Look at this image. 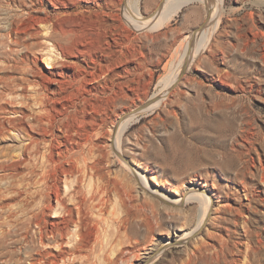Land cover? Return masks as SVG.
Here are the masks:
<instances>
[{"label":"rangeland","instance_id":"rangeland-1","mask_svg":"<svg viewBox=\"0 0 264 264\" xmlns=\"http://www.w3.org/2000/svg\"><path fill=\"white\" fill-rule=\"evenodd\" d=\"M125 1L99 2L104 13L93 1L80 0L77 9L91 20L104 19V25L99 22L104 56H98V66L90 65V70L95 67L96 84L104 93L97 97L100 113L92 130L96 144L89 153L85 149L88 161L98 163L92 182L111 179L104 219L108 221L107 234L114 235L105 237L109 241L104 253L108 256L120 251L128 261L118 264H204V257L207 264L210 260L209 264H264V64L258 44L248 42L251 27H264V0H216L220 22L211 40L196 58L187 61L188 68L168 85L161 101L134 117L124 132L120 146L124 159L148 179L160 199H150L133 181H123L121 170L125 168L113 155L114 125L120 116L148 106L150 96L160 90L161 79L171 70L173 58L181 59L183 41L205 25L210 8L203 1L192 0L165 25L148 30L128 23L123 15ZM161 3L163 0H138L141 18L152 15ZM17 12V5L0 0L2 67L21 53H5L9 47L2 36ZM202 32L203 28L195 36ZM37 40L41 44L38 49L48 45L41 38ZM44 53L38 50V64L47 69ZM24 62L21 66L27 60ZM249 80L262 87L259 94L248 91ZM237 83L242 87H236ZM249 128L253 136L247 144L242 141L243 129ZM13 135L0 134V264H30L31 257L43 247L22 197L9 200L27 183L23 164L7 169L3 159L14 156L21 145L20 138ZM86 181L89 189V179ZM188 186L204 187L213 198L199 228L198 203L171 209L161 201L164 196L184 195ZM32 187L35 190L36 185ZM256 188L258 192L252 195ZM125 216L130 229L117 233L115 221ZM191 229L195 232L182 241L181 235ZM189 256H194V263Z\"/></svg>","mask_w":264,"mask_h":264},{"label":"bare ground","instance_id":"bare-ground-1","mask_svg":"<svg viewBox=\"0 0 264 264\" xmlns=\"http://www.w3.org/2000/svg\"><path fill=\"white\" fill-rule=\"evenodd\" d=\"M78 1L80 0H7L8 4L17 5L19 12L9 19L2 34L9 47L5 53H12L14 50L21 53L7 60L3 67L0 66V134L12 133L21 140L18 152L10 158L3 156V159L7 160V169L14 170L23 164L22 169L26 171L25 187L15 190L9 200L22 197L27 214L37 226L39 243L43 248L31 257L30 264H118L119 261H128L120 255V251L108 256L104 253L109 241L105 237L114 235L110 232L107 234L108 221L105 222L104 219L111 179L105 180L106 183L104 179L92 182L99 171L98 163L89 162L85 155V149L89 153L96 144L92 139V130L95 129L94 118L100 113L97 97L104 93V88L101 86L99 91L100 87L96 84L98 77L94 69L100 63L98 56H104L105 52L104 43H100V38L104 35L99 23L104 19L102 17L98 22L95 18L91 20L89 14L79 13ZM84 1L97 3L99 11L104 13V6L101 5L104 0ZM190 1L192 0H163L156 12L142 19L138 0H126L123 15L135 27L157 29L170 21ZM200 1L210 8L207 21L202 27L203 32L198 38L195 36L202 29L200 28L183 41L180 47L181 59L177 60L176 56L173 58L169 66L171 70L161 79L163 85L160 90L150 96L148 106H141L120 116L114 125L113 155L125 168V171L121 170L122 179L127 183L133 181L138 184L150 199L152 196L160 199V196L158 193L154 194L156 191H152L148 179L136 167L128 165L121 152V141L134 117L161 101L169 89L168 85L173 80V83L176 82L188 68L187 61L196 58L213 37L220 22L218 4L216 0ZM46 2L48 5L43 7ZM40 7H43L40 10L42 12L38 10ZM98 13L100 14L97 12L96 16ZM38 38L48 45L38 49L41 45L37 42ZM248 42L258 44L260 60L264 64V27H251ZM38 50L45 52L47 69L38 64ZM26 60L27 63L21 66ZM90 65H95L91 69L95 71L90 70ZM15 73L20 76H15ZM247 85L250 92L259 94L262 91V87L253 80L247 81ZM236 87H242V84L237 83ZM17 96L20 98L17 99ZM250 130L251 128L243 129L242 141L247 144L253 134ZM10 159L13 160L9 161ZM133 163L137 162L133 160ZM261 170V182L264 184V166ZM87 179L89 189L86 188ZM32 185H36L35 190H32ZM252 191V195L258 192L257 188ZM164 197L161 201L166 208L168 206L171 209L185 207L192 202L198 203L196 228L204 223L213 203L212 195L200 186H188L185 194L176 198ZM115 223L117 233L123 228L130 229L127 216ZM195 229L184 232L180 239L185 240ZM189 258L194 263V256ZM204 258L202 263L207 264V257ZM231 262H235L234 259Z\"/></svg>","mask_w":264,"mask_h":264},{"label":"water","instance_id":"water-1","mask_svg":"<svg viewBox=\"0 0 264 264\" xmlns=\"http://www.w3.org/2000/svg\"><path fill=\"white\" fill-rule=\"evenodd\" d=\"M194 31H195V30H194ZM175 84H176V83H175ZM175 84H174V85H175Z\"/></svg>","mask_w":264,"mask_h":264}]
</instances>
